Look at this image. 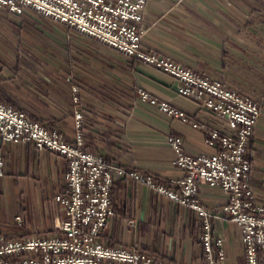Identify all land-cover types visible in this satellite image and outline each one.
<instances>
[{
	"label": "crops",
	"instance_id": "1",
	"mask_svg": "<svg viewBox=\"0 0 264 264\" xmlns=\"http://www.w3.org/2000/svg\"><path fill=\"white\" fill-rule=\"evenodd\" d=\"M35 18L41 24L46 19L57 29L59 46L68 47L67 59L57 63L45 60L42 66L33 68H0V96L9 97L6 103L13 101V107L24 111L30 119L47 120L63 133L66 141L73 142L76 131L71 99L76 85L83 116L84 149L165 180L184 174L173 164L175 153L166 142L167 135L181 137L183 150L189 156L214 151L205 144L202 131L162 113L137 95L136 89L142 88L190 119L205 120L221 128L214 113L204 112L194 100L177 95L171 76L152 65L128 59L75 30H70L75 31L72 33L41 14ZM58 25L60 28H56ZM142 26L147 29L144 49L169 56L202 76L218 79L242 95L253 96L256 101L264 97V0H147ZM43 27L29 30L36 43L32 49L49 54L52 43ZM254 126L248 150L251 185L256 200L264 204V117ZM0 160V192H4L5 182L13 186V192H21L20 184L29 181V177L36 183L52 177L56 182L54 196L67 191V161L49 150L39 151L30 144H10L0 139ZM199 187L198 197L207 208L219 210L226 203L221 188ZM111 189L115 215L100 232L99 240L104 245L130 246L139 241L166 260L201 264L200 248L195 246L192 236L194 226L186 225L183 207L128 176L116 179ZM16 198L13 215L22 211L27 223V207ZM42 206L44 218L50 215L52 220L59 205L52 199L51 212L47 211L45 201ZM37 214L40 217L41 212L38 210ZM35 217L34 212V220L29 222L33 226L39 219ZM213 225L214 231L224 238L228 264H245L238 227L230 220L215 221ZM12 230L5 220L0 221V233L11 234Z\"/></svg>",
	"mask_w": 264,
	"mask_h": 264
},
{
	"label": "built area",
	"instance_id": "2",
	"mask_svg": "<svg viewBox=\"0 0 264 264\" xmlns=\"http://www.w3.org/2000/svg\"><path fill=\"white\" fill-rule=\"evenodd\" d=\"M146 3L147 0H0V9L16 16L32 9L128 59L165 72L177 85V95L194 100L204 112L214 113L222 123L221 128L205 120L190 119L142 88L136 89L137 95L162 113L202 131L205 144L214 151L189 156L183 150L181 137L167 135L166 142L175 153L173 164L184 174L165 180L153 173L120 166L84 149L83 116L76 85L71 99L76 131L73 142L66 141L56 128L30 119L24 111L1 102V141L30 144L39 151L49 150L63 157L67 161L64 173L67 191L53 197L59 207L49 235L0 233V264H178L143 247L139 241L130 246H106L99 240L101 230L115 215L112 184L126 176L196 216V242L201 246L202 264H228L224 238L214 231L213 225L215 221L226 220L240 230L245 264H264V204L254 195L248 156L255 122L262 115L261 105L218 79L202 76L169 56L144 49L147 29L142 22ZM2 166L0 160V175ZM201 185L221 188L226 203L219 210L207 208L198 197ZM12 222L17 228L23 227L26 223L23 212L14 215Z\"/></svg>",
	"mask_w": 264,
	"mask_h": 264
},
{
	"label": "rangeland",
	"instance_id": "3",
	"mask_svg": "<svg viewBox=\"0 0 264 264\" xmlns=\"http://www.w3.org/2000/svg\"><path fill=\"white\" fill-rule=\"evenodd\" d=\"M38 15L40 14L29 8L26 9L20 16H16L14 14L11 15L5 9H0V68L2 67L4 68L5 66L10 68L15 65L17 66L20 65L22 67L27 66L33 68L36 67L37 65L42 66L45 60L57 63L59 60L64 61V59L67 57L66 55H68L69 53L67 49L68 47L67 45L59 46L58 41L60 40V37L58 35V32L55 31L57 29L53 28L50 22L46 19H43L42 21L44 23L41 24L35 18ZM37 25L44 26L43 28H45L48 34L50 35L49 40L52 43V48H50L51 51L49 52V54L46 52L42 53L41 51L37 53L32 49V47L36 48L35 46L36 43L33 42L34 37L29 30L38 29ZM56 28H60V26L58 25L56 26ZM70 30L71 29H69L68 31ZM72 33H75V31H73ZM72 35L73 34H70V36ZM103 50L106 51V49ZM100 54H102L101 56H104L105 53L103 54L102 52ZM72 58L74 57L72 56ZM60 70L63 71L62 69ZM250 97L252 98L253 96ZM0 98H2L0 99V103L2 102V100L5 101L6 103L7 101L6 99L9 97L6 98L5 95H2L0 96ZM257 102L261 105V111H262L261 117L262 116L264 117V97L257 100ZM6 104L11 105L12 107L14 106L13 101H9ZM17 106L20 107V104H17ZM36 120L44 124L47 123L48 126L55 128L47 120L46 121H41L40 119H36ZM27 179H29V181L26 180L24 181V183L20 184L22 190L21 192H19L18 190L16 192H13L11 189L13 186L5 182V190L4 192H0V221L5 220V222H7V224L13 229L11 231L12 232L11 234L8 233L9 235L18 236L20 235L21 232L25 234H36L39 236L49 235V233H51L53 229L55 216L52 219L53 221L50 220V215L45 219L43 216L44 206L42 205H43V201H45L47 206V211L48 212L52 211L51 204L54 196L53 195L54 190L56 188V182L52 179V177H50V179L49 177L42 178L41 183L40 182L36 183V181H33L35 180L34 178L32 179L29 177ZM39 180L40 179L38 177V181ZM21 196L23 199L21 198ZM16 197L20 199V203L22 205L27 207L28 222L26 223L25 226H28V228L25 226L17 228L14 226L11 220L14 217L12 205L14 200L17 199ZM3 205H5L4 208L2 207ZM38 210L41 212L40 217L37 214ZM34 212L36 213V217H39V219L38 222L35 221L33 226L29 222L34 220L33 218ZM184 214L186 217V225L190 226L193 224V226L195 227V233H193L192 236L194 242L196 243L195 246H198L200 248V255H201V246H199V243L196 242V235H197L196 216H194L192 212H190L185 208H184Z\"/></svg>",
	"mask_w": 264,
	"mask_h": 264
},
{
	"label": "trees",
	"instance_id": "4",
	"mask_svg": "<svg viewBox=\"0 0 264 264\" xmlns=\"http://www.w3.org/2000/svg\"><path fill=\"white\" fill-rule=\"evenodd\" d=\"M193 231H195V227H193Z\"/></svg>",
	"mask_w": 264,
	"mask_h": 264
}]
</instances>
